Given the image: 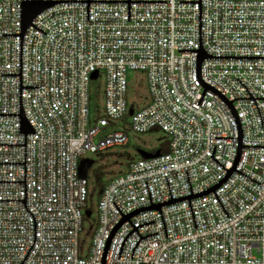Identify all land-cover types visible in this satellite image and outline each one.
<instances>
[{"label":"built area","instance_id":"2783aa9c","mask_svg":"<svg viewBox=\"0 0 264 264\" xmlns=\"http://www.w3.org/2000/svg\"><path fill=\"white\" fill-rule=\"evenodd\" d=\"M153 131L88 225L81 160ZM0 264H264V0H0Z\"/></svg>","mask_w":264,"mask_h":264},{"label":"rangeland","instance_id":"374dc122","mask_svg":"<svg viewBox=\"0 0 264 264\" xmlns=\"http://www.w3.org/2000/svg\"><path fill=\"white\" fill-rule=\"evenodd\" d=\"M127 79L128 81L133 79L135 84L133 85L135 90H130V97L136 101H138L139 97V104H142L140 106H145L144 104H147L149 101L147 88L145 85V77L140 72H130L127 76ZM90 87L92 91L91 109L93 113L101 114V104L103 102L101 98V89L103 88V83L100 80H92ZM163 141L164 135L156 131L146 134H134L129 132V142L127 146L111 148L94 155H85L84 158L93 160V165L87 171V180L89 183L90 194L91 189L97 188L98 186L96 182L97 174H101V183L104 185L111 179L123 174L130 159L132 160L139 158L138 150L152 153L161 146ZM98 198L99 195L93 192L92 201L89 202L88 207L91 211L90 222H92L96 216V205ZM85 239V243L88 244L90 235H86Z\"/></svg>","mask_w":264,"mask_h":264},{"label":"water","instance_id":"95a60500","mask_svg":"<svg viewBox=\"0 0 264 264\" xmlns=\"http://www.w3.org/2000/svg\"><path fill=\"white\" fill-rule=\"evenodd\" d=\"M53 3H45V2H27L23 5L22 8V31L24 32L31 24L32 20L35 18L37 14L42 12L43 10L52 6ZM203 56H201V59ZM97 74L94 73L92 75V80L96 79ZM133 110H129V115H132ZM29 130V128H28ZM139 157L142 159H151L158 157L160 155V151H156L155 153H149L143 150H138ZM93 165V160L91 159H83L79 165V176L81 178H86L88 169ZM91 212L89 210L85 211V216L89 218Z\"/></svg>","mask_w":264,"mask_h":264},{"label":"trees","instance_id":"16d2710c","mask_svg":"<svg viewBox=\"0 0 264 264\" xmlns=\"http://www.w3.org/2000/svg\"><path fill=\"white\" fill-rule=\"evenodd\" d=\"M133 108H134V106L132 105V106H131V109H133ZM156 151H160V153H165V152H167V145H166V143L163 142V143L161 144V146H160L159 148H157V149L154 151V153H155ZM96 182H97V185H98V186H97V188H93V189H91V194H90V196H89V201H88V202H91V201H92L93 192L96 193L97 195H99V192L101 191V189H102V187H103V185H102V183H101V174H97V175H96ZM89 192H90V191H89ZM86 222H87L88 225L91 224L90 219H86Z\"/></svg>","mask_w":264,"mask_h":264}]
</instances>
